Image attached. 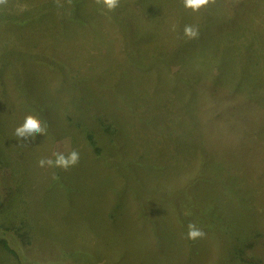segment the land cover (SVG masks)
<instances>
[{"label":"rangeland","instance_id":"rangeland-1","mask_svg":"<svg viewBox=\"0 0 264 264\" xmlns=\"http://www.w3.org/2000/svg\"><path fill=\"white\" fill-rule=\"evenodd\" d=\"M0 241V264H264V0L0 5Z\"/></svg>","mask_w":264,"mask_h":264},{"label":"clouds","instance_id":"clouds-1","mask_svg":"<svg viewBox=\"0 0 264 264\" xmlns=\"http://www.w3.org/2000/svg\"><path fill=\"white\" fill-rule=\"evenodd\" d=\"M7 2V0H0V5H3ZM98 5H103L109 12L115 10L120 3V0H95ZM215 0H184V7L186 9H191L193 12H198L200 9L207 7L208 5L214 3ZM184 36L189 39H194L198 36V30L192 27L191 25H187L184 28ZM46 132V127H42L41 120L34 115H27L23 124L16 128L15 135L19 140H28V138H32L39 135H44ZM52 158L41 159L39 161L40 167H56L62 170H68L71 167H75L80 160L79 152L75 149L71 150L67 154L61 151L53 152ZM187 231V238L190 240H197L199 238H203L205 233L203 229L198 228L195 223H189Z\"/></svg>","mask_w":264,"mask_h":264},{"label":"trees","instance_id":"trees-1","mask_svg":"<svg viewBox=\"0 0 264 264\" xmlns=\"http://www.w3.org/2000/svg\"><path fill=\"white\" fill-rule=\"evenodd\" d=\"M0 244H1L5 249H7V245H6V243H5L4 241H2V243H1V241H0Z\"/></svg>","mask_w":264,"mask_h":264}]
</instances>
